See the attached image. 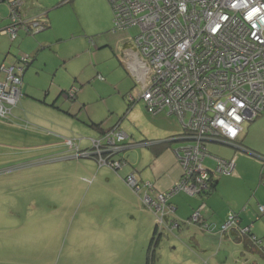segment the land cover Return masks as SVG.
Listing matches in <instances>:
<instances>
[{
  "label": "rangeland",
  "instance_id": "1",
  "mask_svg": "<svg viewBox=\"0 0 264 264\" xmlns=\"http://www.w3.org/2000/svg\"><path fill=\"white\" fill-rule=\"evenodd\" d=\"M42 3L48 30L28 36L23 30L16 43L0 32V58L17 55H9L6 66L39 49L25 74L24 99L11 114H0V264H148L158 217L148 237L144 226L150 222L131 207L120 183L100 174L95 158L81 156L101 137L93 124L103 130L119 125L130 138L127 144H138L119 156L132 171L143 170L140 161L151 156L141 142L155 130L154 116L143 101L129 107V95L137 97L139 86L121 58L140 30L113 33L108 0ZM71 90L77 92L75 101L66 99ZM243 131L244 145L252 151L244 155L245 173L260 175L264 115L245 123ZM173 146L182 149L186 143ZM208 150L217 156L218 151L236 153L219 144H209ZM188 221L189 216L175 232L159 225L154 264H249L251 258L264 264L259 254L244 255L237 243L220 239L221 233L204 234Z\"/></svg>",
  "mask_w": 264,
  "mask_h": 264
},
{
  "label": "built area",
  "instance_id": "2",
  "mask_svg": "<svg viewBox=\"0 0 264 264\" xmlns=\"http://www.w3.org/2000/svg\"><path fill=\"white\" fill-rule=\"evenodd\" d=\"M11 24L0 29L12 40L21 28L28 30L19 9L22 0H6ZM114 14V33L138 27L139 34L122 53V62L138 88V100L149 113L175 115L190 143L175 152L182 168L179 181L155 197H142L144 206L167 226L166 217L175 212L171 199L180 194L191 197L208 191L211 178L230 174L234 163L218 161L214 173L204 165L209 157L205 142L236 143L243 125L264 115V0H108ZM39 30V24L33 23ZM29 58H22L27 66ZM24 68L0 65V114L7 115L22 97ZM102 79V78H101ZM75 90L69 92L73 97ZM131 101L136 97L130 95ZM128 136L119 127L93 140L91 152L100 167L120 170L125 163ZM264 182V180L262 181ZM125 183L136 194L142 187L154 192L150 182L142 184L132 174ZM264 213V207H260ZM191 222L200 223V210ZM237 217L230 215L221 227L223 234L238 231ZM168 227V226H167ZM172 222L170 229H176ZM215 231L214 228H210ZM256 240V238H253Z\"/></svg>",
  "mask_w": 264,
  "mask_h": 264
},
{
  "label": "crops",
  "instance_id": "3",
  "mask_svg": "<svg viewBox=\"0 0 264 264\" xmlns=\"http://www.w3.org/2000/svg\"><path fill=\"white\" fill-rule=\"evenodd\" d=\"M22 1H23L22 6L20 8V15L22 18L21 19L22 22L27 23V22L39 21L40 23H42V22L50 21L48 19L49 16L47 11V6L42 3V0H22ZM72 2H77V0H72L71 3ZM97 2H100L98 3L100 5L103 4L102 3L103 0H97ZM10 15H11L10 7L5 2H0V28H4L6 26L8 27ZM50 27H51V23L49 22L48 29ZM23 30L26 31V29L24 28H21L19 30L16 40L13 41L14 43H16L19 40L20 34L23 33ZM28 34L29 33H27L26 35L28 36ZM3 36H7V35L4 34ZM100 37L101 36H98L97 39L100 40ZM22 38L23 35L21 36V39ZM127 46L128 45L126 44L125 48ZM38 50L39 49L35 50V52H33V54L31 55H24L25 56L24 58L33 59L34 54ZM9 55L13 56L14 58H16L17 56V55H12L11 53L4 54L3 59L0 58V65H3L5 63ZM31 65L27 68L25 74L30 69ZM24 79H25V75H24ZM23 86H24V82H23ZM151 121L155 127V130L152 132V134L147 133V135H145L142 138L144 140L141 143L143 146H146L148 148L149 146H154L155 148L154 150H152V148H149V150L151 151L150 152L151 156L144 158L140 161V165L143 164L142 165V167L144 168L143 170L140 171L136 169L132 171L127 163L120 169L122 170V172L119 173L120 170L114 171L107 167L103 168L97 165L98 170L102 169L101 172L99 171L100 174L103 173L102 171H104V173L108 175L110 180H113L114 178L120 183L122 189L126 191L127 193L126 195L130 199H132L130 202L131 207H133L135 211H139L144 215V221L147 222V224L148 222H150L149 227L144 226L145 233L148 234V237L151 235L150 228H153V225L156 224V217H157L156 213L148 208H145L142 205L140 198L137 199L135 196L131 194L130 189L124 182V179L127 176L134 174L142 184H144L145 182H150L151 184L154 185V192H151L147 188L142 187L140 192V197H143L145 195H150L152 197H155L156 192L168 191L179 181V179L182 176V168L179 165L175 155V152L180 149L178 148L175 150L173 144L186 143V145H188L190 143V140L183 138L184 137L183 135L185 133L184 128L180 124L179 119L175 115H170L167 112H163L157 116H154V118H152ZM93 126L97 127V124H93ZM100 126L102 127V125ZM101 127L100 129L97 127L100 134L102 133L101 130H103ZM242 135L240 136L236 144L237 146L244 148V150H239L237 146L231 145L230 143L225 141L206 142V148L209 157H207L204 162L205 168L209 172L214 173L218 168L217 160H223L229 163L235 161L236 164L233 162L234 163L233 172L230 174L220 175L217 180L215 190L212 191V193L208 196L199 195V196L191 197L183 193L174 196L171 199V205L175 207V212L173 214H169L166 217L165 221L168 226L167 228L170 227L172 222H177L181 224L180 227L176 228V230L181 231L182 225L186 224L183 223L185 222L186 217L189 216L190 218L194 212L200 210V213L202 215V220L199 224H196L199 226L198 228L200 232L204 234L210 233L211 235L221 233L220 239L226 238L230 242L237 243L244 250L243 251L244 255L246 253L252 256L259 254V256L264 258V255L259 251V249L257 247L253 248L252 247L253 244L250 243L248 240L238 239L239 238L238 231H231L226 234H223L220 231L221 227L227 222L228 220L227 218H229L230 216L229 214L232 213L237 217L238 220L237 225L239 226V228L241 229L249 228L251 232L258 239L263 241L262 245L264 246V224H263L264 213H260L261 211L259 212L260 207H264V185L262 184L263 175H264V166H262L261 168L260 175L258 174V170H255L252 176L245 173L246 170L243 167L244 155L248 154V151L250 152L251 150L244 145ZM163 143L166 144L170 143V144L164 145ZM209 144H219L225 147H229L231 149H234L236 153L234 154L230 152L218 151L219 154L217 156L209 152L208 150ZM90 161L93 165V168L95 169L97 167L96 164L93 162V160ZM243 187L245 188V192L242 190ZM121 200H123L122 202L124 204H128L126 203L127 201H124L125 199H121ZM214 227H215V231L212 232L210 228H214ZM171 230L172 232L176 231L175 229L172 228ZM208 231H211L212 233ZM251 259L252 260L249 261V264H258L254 258ZM245 264H248V261Z\"/></svg>",
  "mask_w": 264,
  "mask_h": 264
},
{
  "label": "trees",
  "instance_id": "4",
  "mask_svg": "<svg viewBox=\"0 0 264 264\" xmlns=\"http://www.w3.org/2000/svg\"><path fill=\"white\" fill-rule=\"evenodd\" d=\"M66 1H69L70 3H71V1L72 0H64V2H66ZM0 2H5V3H7L8 5H9V3L6 1V0H0ZM10 7V6H9ZM11 9V8H10ZM19 12H20V9H19ZM33 23H34V21L33 22H25V26L26 27H28V30H26L27 31V33H35V32H37V31H40V32H42V31H44V30H46V29H48V27H49V22H42V23H40L39 21L37 22L38 24H39V30H37V28H35V27H33ZM11 24V17L9 18V25ZM8 25V26H9ZM1 30H2V28H0ZM40 32H37V33H40ZM16 40V39H15ZM15 40H13V41H15ZM33 61L31 60V58H29L28 59V65L27 66H25L23 63H22V61H21V58L20 59H18L17 61H16V63L15 64H12V65H15V66H21L22 68H24L25 70H24V72H23V75H22V77H23V82H24V75H25V72H26V70H27V68L31 65V63H32ZM4 65V64H3ZM23 82H22V87H23ZM70 92V91H69ZM69 92L68 93H66L65 94V96H66V98L67 99H70V100H72V101H75L76 100V96H77V92H76V90H75V94H74V96L73 97H70L69 96ZM22 93H23V90H22ZM130 95H132V94H130ZM130 95H129V98H130ZM24 97V93L22 94V97H21V99ZM134 97H136V96H134ZM20 99V100H21ZM139 101H142V100H138V98L136 97V100L135 101H131L130 99H129V107L130 108H132L137 102H139ZM20 102V101H19ZM18 102V103H19ZM144 102V101H143ZM147 107V106H146ZM12 112V111H11ZM11 112L9 113V114H11ZM161 113H163V112H161ZM161 113H159V114H161ZM159 114H157V115H159ZM8 115V114H7ZM151 115H153V114H151ZM157 115H153V116H157ZM5 116V115H4ZM97 127L100 129V125H97ZM119 127V126H118ZM115 128H117V126L115 127ZM112 129H114V128H112ZM107 131H109V130H101V135H104ZM128 136V135H127ZM184 137L183 138H185L186 136H187V133L185 132L184 133V135H183ZM128 139H130L129 137H128ZM128 139H127V141H128ZM186 139V138H185ZM172 142V141H171ZM164 145H167V144H170V143H163ZM125 145L126 146H136V145H138V144H131V145H129V144H127V142L125 143ZM205 145H206V142H205ZM238 147V149L239 150H244V148H242V147H239V146H237ZM149 148H152V150H154V146H149ZM93 149V148H92ZM92 149L90 150V151H92ZM128 149H130V148H127V150ZM245 150H247V149H245ZM126 151V150H125ZM124 151V152H125ZM123 153V152H122ZM87 158H90V159H96V157L95 156H89V157H87ZM123 159V162L125 163V164H127L128 163V161H127V159H124V158H122ZM96 161H97V159H96ZM99 165V164H98ZM100 167V166H99ZM108 168V167H107ZM109 169H111V168H109ZM113 170V169H112ZM114 171H119V170H114ZM128 177V176H127ZM126 177V178H127ZM125 178V179H126ZM218 178H219V176H217V177H214V178H211V181H212V184L209 186V189H208V191H206L204 194H202V195H210L211 193H212V191H214L215 190V188H216V183H217V180H218ZM125 179H124V182H125ZM263 180H264V175H263ZM127 185V184H126ZM129 187V186H128ZM135 193V192H134ZM136 194V193H135ZM136 195H138L139 196V198H140V200H141V202H142V197H140V194H136ZM142 205L144 206V204H143V202H142ZM145 207V206H144ZM146 208V207H145ZM193 215V214H192ZM192 215H191V217L189 218V221H188V223L189 222H191L192 220H191V218H192ZM175 223H177V222H175ZM191 223H195V222H191ZM195 224H199V223H195ZM177 225H178V227H180L181 226V224H179V223H177ZM177 227V228H178ZM158 229H159V225H157L156 226V228H155V233H154V236H153V238H152V240H151V242H150V245H149V248H148V264H154L155 263V258H156V247L158 246V244H159V241H160V238H161V234H159L158 235ZM238 236H239V238L238 239H246V240H248L250 243H252L253 245H252V247L253 248H255V247H257L258 249H259V251L264 255V246L262 245V243H263V241L262 240H260V239H258L252 232H251V230H249V233H247V234H245V235H239V233H238ZM237 236V237H238ZM256 238V240H254L253 238Z\"/></svg>",
  "mask_w": 264,
  "mask_h": 264
}]
</instances>
